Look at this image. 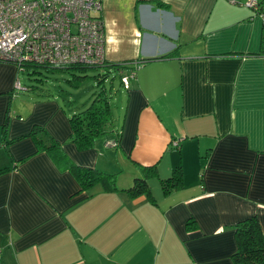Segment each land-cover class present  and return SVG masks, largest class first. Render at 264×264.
<instances>
[{
  "label": "crops",
  "instance_id": "obj_1",
  "mask_svg": "<svg viewBox=\"0 0 264 264\" xmlns=\"http://www.w3.org/2000/svg\"><path fill=\"white\" fill-rule=\"evenodd\" d=\"M245 1L100 0L105 65H141L120 129L85 151L38 110L11 116L16 70L0 62V264H234L236 222L255 216L264 235V28ZM33 127L73 165L113 174L118 191L79 192ZM135 165L158 179L178 167L181 186L163 196L150 177L154 203L129 198Z\"/></svg>",
  "mask_w": 264,
  "mask_h": 264
},
{
  "label": "built area",
  "instance_id": "obj_2",
  "mask_svg": "<svg viewBox=\"0 0 264 264\" xmlns=\"http://www.w3.org/2000/svg\"><path fill=\"white\" fill-rule=\"evenodd\" d=\"M99 3L100 0H0V61L19 72L31 65L103 67V27L94 15L100 10ZM244 6L264 28V0H246ZM131 77L130 70L119 72L125 90ZM19 87L16 81L13 88Z\"/></svg>",
  "mask_w": 264,
  "mask_h": 264
},
{
  "label": "trees",
  "instance_id": "obj_3",
  "mask_svg": "<svg viewBox=\"0 0 264 264\" xmlns=\"http://www.w3.org/2000/svg\"><path fill=\"white\" fill-rule=\"evenodd\" d=\"M140 65L141 62H126L124 64L112 63L106 65L104 62L103 68L115 70L119 77L120 69L125 66L133 73ZM29 67L55 71L89 69L79 66L46 68L31 65ZM67 121L70 141L74 144L77 151L88 150L93 146L97 138L112 133V130L109 129L112 121V108L107 101L105 92L101 91L98 93L86 109L77 114H72ZM4 130L5 124L2 126L3 134L5 133ZM27 135L33 140L38 151H44L55 166L59 169L67 170L75 178L79 186V192L90 190L95 186H99L103 192L118 191L114 185L113 174L104 173L93 168L77 167L73 165L65 157L58 143L48 137L40 128L33 127ZM116 139L114 142H110L114 144V148L117 146ZM169 148H177V144L174 146L170 144ZM135 166L139 168L140 174L132 180V184L129 188L120 191L125 193L129 198L143 196L151 203H154L147 184V180L150 179V177L158 180L163 196L170 193L171 190L178 189L181 186V173L178 167L171 171L168 178L158 179L154 166ZM5 171L7 170H0V174ZM232 233L235 251L231 257L234 264H264V235L261 233L258 220L255 216H249L236 222L232 227Z\"/></svg>",
  "mask_w": 264,
  "mask_h": 264
},
{
  "label": "rangeland",
  "instance_id": "obj_4",
  "mask_svg": "<svg viewBox=\"0 0 264 264\" xmlns=\"http://www.w3.org/2000/svg\"><path fill=\"white\" fill-rule=\"evenodd\" d=\"M16 81L20 89L12 90L9 100L11 116L26 120L31 114L38 117L39 111L40 118L45 120L43 125L46 126L48 121L53 126L61 124L68 129L67 119L86 109L94 97L104 91L112 108L109 129L112 133L120 129L121 120L119 123L118 118L123 115L127 94L120 84L118 73L113 69L101 67L55 71L27 67L24 72H16ZM123 149L117 147L114 151L119 158L121 172L127 174L125 164L128 163L123 158L127 152L123 154Z\"/></svg>",
  "mask_w": 264,
  "mask_h": 264
}]
</instances>
